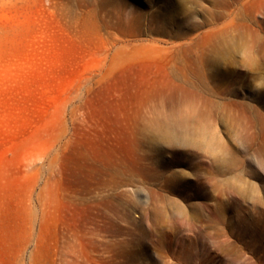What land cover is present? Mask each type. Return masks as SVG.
Returning a JSON list of instances; mask_svg holds the SVG:
<instances>
[{
  "label": "rangeland",
  "instance_id": "obj_1",
  "mask_svg": "<svg viewBox=\"0 0 264 264\" xmlns=\"http://www.w3.org/2000/svg\"><path fill=\"white\" fill-rule=\"evenodd\" d=\"M0 264H264V0H0Z\"/></svg>",
  "mask_w": 264,
  "mask_h": 264
}]
</instances>
